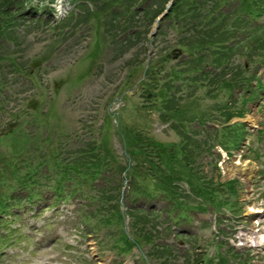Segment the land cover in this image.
Segmentation results:
<instances>
[{"label":"rangeland","instance_id":"1","mask_svg":"<svg viewBox=\"0 0 264 264\" xmlns=\"http://www.w3.org/2000/svg\"><path fill=\"white\" fill-rule=\"evenodd\" d=\"M65 1L0 4V264H264V0Z\"/></svg>","mask_w":264,"mask_h":264},{"label":"water","instance_id":"2","mask_svg":"<svg viewBox=\"0 0 264 264\" xmlns=\"http://www.w3.org/2000/svg\"><path fill=\"white\" fill-rule=\"evenodd\" d=\"M173 0H170V2L166 5L165 10L161 13V15L156 19L157 22L160 21L162 19V17H164L169 11H170V7L172 6ZM158 28V24L154 25L153 30L151 32V35L156 33V29ZM39 62H35L33 63L34 66L38 65ZM36 106L35 102L30 101L28 104V107L31 109H34ZM14 126V125H13ZM12 126H10L11 128Z\"/></svg>","mask_w":264,"mask_h":264},{"label":"trees","instance_id":"3","mask_svg":"<svg viewBox=\"0 0 264 264\" xmlns=\"http://www.w3.org/2000/svg\"><path fill=\"white\" fill-rule=\"evenodd\" d=\"M4 2H7V0H0V4H3ZM14 4H15V5H19V4H18V1L14 2ZM19 6H20V5H19ZM19 6H17V8H19ZM22 10H24V6L22 7ZM22 10L19 11V13H18L19 16H21V14H22V12H23ZM10 19H11V17H10ZM256 41L259 43V38L256 39ZM260 44H261V43H260ZM243 79H244V78H242V80H243ZM243 135H244V133H243ZM243 135H242V136H243ZM236 137H237V138H236L235 140H233V142H237V140L241 138L239 135H237ZM233 142H232V144H233ZM153 147H155V146H153ZM158 150H159V149H158ZM194 176H195V175H194ZM194 185H195V188L193 189L194 192H195V193L197 192L198 195H201V193H200V192H201V189H200V188H201V185H200V183H199L198 181H196V184H194Z\"/></svg>","mask_w":264,"mask_h":264},{"label":"bare ground","instance_id":"4","mask_svg":"<svg viewBox=\"0 0 264 264\" xmlns=\"http://www.w3.org/2000/svg\"><path fill=\"white\" fill-rule=\"evenodd\" d=\"M59 4H61L62 2H60V0L58 1ZM235 164V163H234ZM250 240L257 246H259L260 244L263 243L264 241V236H258L257 234L256 235H253L251 236Z\"/></svg>","mask_w":264,"mask_h":264},{"label":"flooded vegetation","instance_id":"5","mask_svg":"<svg viewBox=\"0 0 264 264\" xmlns=\"http://www.w3.org/2000/svg\"><path fill=\"white\" fill-rule=\"evenodd\" d=\"M1 131H2V133H1ZM1 131H0V135H2L4 133V130L3 129Z\"/></svg>","mask_w":264,"mask_h":264}]
</instances>
